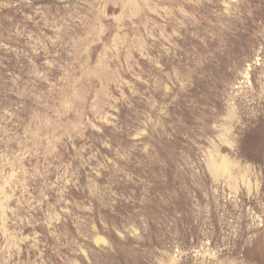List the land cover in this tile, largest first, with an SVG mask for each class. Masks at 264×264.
I'll return each mask as SVG.
<instances>
[{
    "label": "rangeland",
    "instance_id": "rangeland-1",
    "mask_svg": "<svg viewBox=\"0 0 264 264\" xmlns=\"http://www.w3.org/2000/svg\"><path fill=\"white\" fill-rule=\"evenodd\" d=\"M0 264H264V0H0Z\"/></svg>",
    "mask_w": 264,
    "mask_h": 264
}]
</instances>
